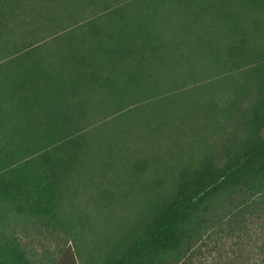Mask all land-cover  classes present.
<instances>
[{
	"label": "trees",
	"instance_id": "trees-1",
	"mask_svg": "<svg viewBox=\"0 0 264 264\" xmlns=\"http://www.w3.org/2000/svg\"><path fill=\"white\" fill-rule=\"evenodd\" d=\"M40 1L0 0V226L14 214L53 220L58 190L87 166L92 149L77 116H86L84 106L105 86L111 91L108 100H116L111 122L126 121L137 114L131 107L144 104L151 107L154 129L199 121L216 130L209 149L182 163L172 188L159 193L141 222L106 253L104 264H182L208 230L221 226L229 237L242 238L250 223L264 221V0L240 11L237 21L249 24L241 23L234 43L213 46L207 54L213 62L187 60L196 54L177 53L170 58L171 66L153 46L159 34L154 12H147L145 19L114 16L125 11L130 0H107L99 5V13L84 11L79 17L49 15ZM228 3L152 0L148 7L196 13L204 9L209 16L205 24L215 25L228 15ZM101 16H106L102 22L97 20ZM21 24L27 29L17 33ZM232 24L234 28L238 23ZM79 28L83 33L65 46L49 48L51 41ZM180 42L175 46L179 50L191 43ZM148 50L156 56L149 64L140 55ZM254 94L240 116L244 137L223 147L225 161L219 165L211 139L228 132L239 108ZM76 102L82 108L73 111L71 103ZM0 264L31 262L15 240L0 234Z\"/></svg>",
	"mask_w": 264,
	"mask_h": 264
},
{
	"label": "rangeland",
	"instance_id": "rangeland-1",
	"mask_svg": "<svg viewBox=\"0 0 264 264\" xmlns=\"http://www.w3.org/2000/svg\"><path fill=\"white\" fill-rule=\"evenodd\" d=\"M59 1L64 7H59L53 0H41L39 4L41 10L46 8L49 15L73 14L79 17L84 11L95 13L99 5L107 0H95L89 6L82 5L88 0ZM252 1L229 0L224 12L228 15L218 23L215 21V25L205 24L209 16L204 9L196 13L190 9L169 11L165 10L166 6H162L154 11L148 7L152 0H130V6L125 11L118 10L114 16L124 13L128 17L145 19V15L149 14L147 12H154L156 17L152 21H156L154 27L159 34L153 40V46L159 50L160 56L168 58V66L174 65L170 58L177 53L186 56L196 54L187 60L211 63L213 59L210 62L207 54L212 53L218 44L224 48L234 43V33L241 30V23L245 22L244 19L237 21V15L241 14L243 8L246 11L252 8ZM196 14H200V17ZM105 18L101 16L97 20L102 22ZM232 23L238 24L232 28ZM47 25L48 28L52 27L51 22H47ZM55 26L56 23L53 24ZM248 27L252 30L251 26ZM261 27L264 28V23ZM18 29L20 31L17 33L26 30L27 26L21 24ZM83 31V28H79L65 32L51 41L49 48H61L72 36ZM186 40L195 48L188 50L190 46L187 44L180 50V46L175 47L180 41L182 45ZM205 41L209 45L203 44ZM83 42L80 43L82 46ZM140 55L148 64L156 59L149 50ZM127 75H120L121 79L125 80ZM142 76L145 78L146 73ZM110 92L109 86H105L100 96H92L91 102L84 106L86 116H77V125L79 129L86 127L92 149L89 158L86 156L87 166L70 175L58 190L53 220L14 214L8 224L1 223V238L15 240L20 249L26 252L31 264H104L106 253L141 222L159 198V193L164 190L166 193L172 188L182 163L196 155L203 156V152L210 147L209 138L216 130L214 127L199 121H177L165 123L166 126L157 130L148 116L151 107L147 108L144 104L131 107L137 111L138 117L132 114L129 118L127 115L126 121L115 119L111 122L112 112L117 106L116 100H108ZM255 97L256 94L239 108L227 133L211 139L217 146L219 165L225 161L223 147L244 137L240 116ZM79 106L78 102L71 103L73 111L82 108ZM125 107L128 112L130 108H127L128 105ZM248 230L249 233L242 238L240 235L229 237L221 226L208 230L186 252L182 264H264L261 262L264 256V221L250 223ZM241 256L243 258L238 262L231 261Z\"/></svg>",
	"mask_w": 264,
	"mask_h": 264
}]
</instances>
